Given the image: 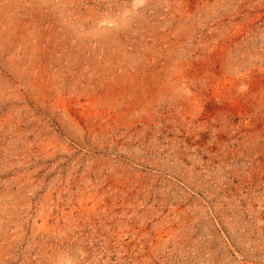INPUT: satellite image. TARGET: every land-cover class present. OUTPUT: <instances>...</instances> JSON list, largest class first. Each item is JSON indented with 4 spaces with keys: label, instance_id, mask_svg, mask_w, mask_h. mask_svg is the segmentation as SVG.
I'll return each mask as SVG.
<instances>
[{
    "label": "rangeland",
    "instance_id": "374dc122",
    "mask_svg": "<svg viewBox=\"0 0 264 264\" xmlns=\"http://www.w3.org/2000/svg\"><path fill=\"white\" fill-rule=\"evenodd\" d=\"M0 264H264V0H0Z\"/></svg>",
    "mask_w": 264,
    "mask_h": 264
}]
</instances>
